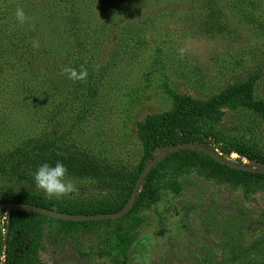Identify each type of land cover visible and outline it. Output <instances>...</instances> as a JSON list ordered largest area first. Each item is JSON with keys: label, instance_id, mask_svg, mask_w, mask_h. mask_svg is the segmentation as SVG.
<instances>
[{"label": "rangeland", "instance_id": "obj_1", "mask_svg": "<svg viewBox=\"0 0 264 264\" xmlns=\"http://www.w3.org/2000/svg\"><path fill=\"white\" fill-rule=\"evenodd\" d=\"M119 1L0 0V194L44 195L34 174L61 161L79 189L61 200L118 205L143 128L175 96L203 101L255 74L264 99V0ZM81 66L86 81L61 74ZM200 126L264 155V120L249 109L221 107ZM21 217L0 214V264ZM17 264H264V179L163 161L147 198L119 218H34Z\"/></svg>", "mask_w": 264, "mask_h": 264}, {"label": "trees", "instance_id": "obj_2", "mask_svg": "<svg viewBox=\"0 0 264 264\" xmlns=\"http://www.w3.org/2000/svg\"><path fill=\"white\" fill-rule=\"evenodd\" d=\"M103 2L107 5H111L110 0H103ZM118 4L119 7L130 8L131 6L133 8H138L140 5L143 7L146 6L147 2L144 0H120ZM256 78L257 76L255 74H251L242 81L225 86L219 92L203 101H198L189 96H175L172 107L168 111L160 114L150 124L145 125L141 135L143 139L142 155L136 174L131 180V186L126 189L127 197L141 168L152 159L162 147H168L178 143L185 144V146L168 152L150 168L140 184L132 207L126 213L132 211L147 198L150 193L153 172L156 166L167 160H174L176 163L178 162L179 165L184 164V161H197L199 166L206 167L207 165L213 170L223 172V174L235 172L242 175H250L256 179H264V155L258 153L252 146L246 143L227 141L215 132L201 130L202 127L200 126L203 119L212 117L221 107L226 106H240L249 109L264 120V99L253 96ZM209 150H215L225 159H229L230 153H235L238 157L233 158V162L240 163V157H243L254 162V170H240L220 164L208 155ZM90 170L92 171V168H90ZM83 171L87 170L83 168ZM213 175L216 176L217 174L213 173ZM4 201H20L56 211L82 214L113 212L124 204L123 202L111 207L105 204L101 205L94 201L68 202L55 198L47 199L45 195L40 194L17 192L0 194V202ZM3 212L8 213L9 218L15 215L22 216L19 223L14 228L10 239V246L5 253V264H17L24 256L30 244L34 218L41 214L19 210L0 211V214ZM53 219L66 223L88 222Z\"/></svg>", "mask_w": 264, "mask_h": 264}, {"label": "water", "instance_id": "obj_3", "mask_svg": "<svg viewBox=\"0 0 264 264\" xmlns=\"http://www.w3.org/2000/svg\"><path fill=\"white\" fill-rule=\"evenodd\" d=\"M185 146V144H175L168 146L167 148H164L162 150H159L152 159H150L140 170L138 173L132 187L130 190V193L125 200L124 204L116 211L113 212H97V213H90V214H82V213H68V212H62V211H56L49 208L33 205L26 202H15V201H4L0 202V211H8V210H19V211H25V212H31V213H37L44 216H48L55 219L60 220H68V221H93V220H104V219H110V218H118L122 215H124L133 205V202L136 197V193L138 191V188L145 177V175L148 173L150 168L163 156H165L168 152L178 149L180 147ZM208 155L217 161L220 164L227 165L231 168H236L240 170H252L250 166L242 163H236L232 160H227L223 158L219 153H217L215 150H209ZM253 162V161H252ZM254 163V162H253Z\"/></svg>", "mask_w": 264, "mask_h": 264}, {"label": "clouds", "instance_id": "obj_4", "mask_svg": "<svg viewBox=\"0 0 264 264\" xmlns=\"http://www.w3.org/2000/svg\"><path fill=\"white\" fill-rule=\"evenodd\" d=\"M16 19L23 25L31 18L26 16L22 8H17ZM33 48H39V41H32ZM185 49H180V54L183 56ZM61 74H66L68 79L73 82L86 81L88 72L83 66L77 71L75 68H63ZM58 155H62L58 153ZM68 168L61 161L55 162L54 165H50L45 162L41 164L34 174L35 187L42 190L47 199L60 200L66 196H70L72 193L79 191L76 184L68 176Z\"/></svg>", "mask_w": 264, "mask_h": 264}]
</instances>
